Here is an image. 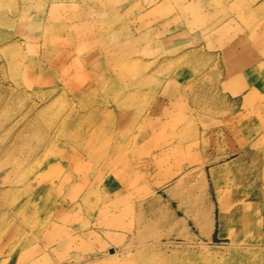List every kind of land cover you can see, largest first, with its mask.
Returning a JSON list of instances; mask_svg holds the SVG:
<instances>
[{"label": "rangeland", "instance_id": "rangeland-1", "mask_svg": "<svg viewBox=\"0 0 264 264\" xmlns=\"http://www.w3.org/2000/svg\"><path fill=\"white\" fill-rule=\"evenodd\" d=\"M0 264H264V0H0Z\"/></svg>", "mask_w": 264, "mask_h": 264}, {"label": "bare ground", "instance_id": "bare-ground-1", "mask_svg": "<svg viewBox=\"0 0 264 264\" xmlns=\"http://www.w3.org/2000/svg\"><path fill=\"white\" fill-rule=\"evenodd\" d=\"M4 20V19H3ZM3 22H5V21H3ZM3 22H1V23H3ZM6 23H8V22H6ZM4 24V23H3ZM5 25V24H4ZM7 25V24H6ZM113 253V252H112Z\"/></svg>", "mask_w": 264, "mask_h": 264}, {"label": "water", "instance_id": "water-1", "mask_svg": "<svg viewBox=\"0 0 264 264\" xmlns=\"http://www.w3.org/2000/svg\"><path fill=\"white\" fill-rule=\"evenodd\" d=\"M113 252V250H110V253H112Z\"/></svg>", "mask_w": 264, "mask_h": 264}]
</instances>
